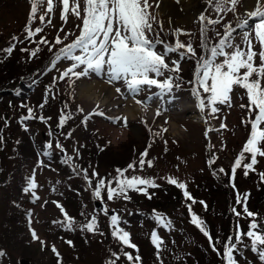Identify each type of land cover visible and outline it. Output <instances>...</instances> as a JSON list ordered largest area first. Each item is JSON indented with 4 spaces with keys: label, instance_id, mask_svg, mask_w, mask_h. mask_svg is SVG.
I'll return each instance as SVG.
<instances>
[{
    "label": "rangeland",
    "instance_id": "374dc122",
    "mask_svg": "<svg viewBox=\"0 0 264 264\" xmlns=\"http://www.w3.org/2000/svg\"><path fill=\"white\" fill-rule=\"evenodd\" d=\"M81 7H83L82 2ZM203 7L202 3L199 11ZM237 7H240L241 13L245 11L243 6ZM252 7L248 9L251 10ZM30 8L29 0H0V88L7 87V85L12 87L19 80L26 78L40 77V79L46 80V84L35 88L26 98L9 96L0 98V138H2L0 139V251L5 253L0 256V264H22L23 260L27 261L26 264H55L57 258L50 253L53 244L61 253L63 264H106V261L112 258L110 254L113 251L121 253V258L117 264H128L120 245L111 235L109 217L113 214L121 217V227L130 232L132 242L139 248L142 264H161V261L157 260L156 249L150 240L153 230L157 231L164 241V250L161 253L162 264H225L223 242L229 236H232L234 240L237 224L246 232L250 222V218L237 217L231 211L234 206L237 207V211H242L241 207L236 205L237 191L242 196L244 193L249 194V210L258 213V219L264 221V182L259 176V173L264 172V158L258 157L255 171H250L247 177H245L242 167L237 169L234 181L235 188L231 186L229 181L232 165L250 132V125L246 126L241 123L242 119L248 117L247 109L240 107L241 104H248L245 91L238 87L235 88L232 93V106L230 108L224 106L223 110L217 114L218 118H210L209 120L207 126L218 128L222 121L227 126L226 129L221 130L222 134L209 133L210 142L215 145L212 151L219 157L210 169L207 164L209 151L206 147L209 140H206L204 136L206 125L198 113L195 100L191 96V85L187 83L193 79L195 60L185 59L181 62L180 75L183 78L181 89L173 92L172 95L177 99L173 100L171 104L167 103L171 97L165 98L164 106L169 110L159 117L156 116L157 107L161 103L159 99H154L146 110L139 106L142 109L141 114H135L130 118L129 115L123 113L125 103L130 99L125 102L118 98L115 92V87L123 88L122 84L109 85L107 83L108 91H113L115 96L109 97L107 101L103 102L94 99L92 96L84 97L80 94L81 84H94L95 81L105 82L103 76L93 75L91 78L77 80L74 85V92L68 90V93L69 96L71 93V95L76 96L77 100L87 104L86 110L92 108V103H96L98 106L104 104L102 106H104L106 115L123 116L127 117L128 120V127L113 125L102 119L93 122L95 127L98 126L103 129L108 135V142L113 143L110 144L112 145L110 148L107 146L104 153L107 155L103 159L98 156L99 169L96 168V170L100 177H115V169L126 168L122 164L134 155L136 148L142 147L143 149L144 147V151L148 147L152 137L144 123L141 122L142 119L154 131H158L161 127L168 129L166 133L162 134V139L156 138L151 148L148 149L147 159H153L154 166L148 168L145 165L143 172L137 171L135 173L156 178V183L159 186L148 189L151 199L143 193L129 191V200L107 201L105 191L102 193L103 205L110 209L106 216L94 207L93 202L97 199L92 196V191L85 182L83 175H77L71 170L72 168L70 169L69 165L61 162L64 157H59V149L53 146L49 150L51 155H44L45 145L49 142L48 138L51 137L50 132L46 133L45 127L49 123L56 125V127L58 124L57 116L50 114V107L55 102L48 96L47 104L40 110L44 117H51V119L47 123L41 122L39 119L26 120V134L37 144L36 154L29 157L30 162L27 165H23L18 155L15 154L16 146H18L16 141L21 135L18 125L21 122L20 118L27 116L28 107L35 111L45 101L48 92L46 86L51 85L53 77L58 76L70 64L69 61L60 62L57 68L47 72L46 69L50 67L49 62L52 59L48 47L40 46L41 51L38 54L40 57L43 54V58L39 59L36 56L29 60L28 53L20 50L21 48L34 49L37 47L36 44L29 41L22 44L18 43L11 55L2 51L10 44L8 39L11 38L12 34H16L14 29L16 31L20 29L18 34L23 35L21 41H24L26 33H21V29L24 30L28 24ZM45 8L46 5L40 9V14H44ZM60 11V9H56L52 14V20L55 17L57 24L53 32L48 33L49 35L46 37L50 42L54 41L58 30L63 26L60 20ZM151 11L153 14L156 12L155 9ZM198 13H195L188 25L195 21ZM214 15L216 14L211 13V18L215 17ZM160 19L165 24L170 25L167 15H158L157 20L160 21ZM256 22L253 19L250 24ZM69 23H71L70 26L64 25V31L59 32L62 38L65 32L74 33V35L68 36V39L64 41L65 44L70 43L76 35H79V29L76 26L81 21L69 14ZM177 23L172 22L171 25ZM20 25L23 26L20 28ZM37 26L43 27L39 23L38 16L32 24V28L35 29ZM216 26L220 27L221 24ZM234 26L235 21L233 22ZM216 30L219 31V28ZM192 42L195 43L194 48L198 55L201 54L200 35L197 34V39L192 40ZM236 42L241 43L239 36L236 37ZM62 46H56L54 51ZM255 50L259 52V45L255 46ZM173 56L172 59L178 58ZM257 62H259L258 57ZM5 81L12 82V84L4 85ZM60 83L57 82L53 89L58 90ZM147 95L148 93H143L138 98L143 100ZM240 97L244 98L241 99ZM116 100L117 102L121 101V103H114ZM90 105L91 107H88ZM116 105L121 106L115 107ZM34 115L38 117L41 114L34 113ZM121 133L123 137L118 139ZM26 134L24 133V135ZM64 134L60 138L63 143L66 141ZM164 140L167 141L168 150L166 153ZM222 141L226 145L224 151H220ZM105 143L107 144L106 139ZM70 144L71 147H65V149L73 154L75 147L71 142ZM110 149H113L114 153ZM88 153L92 159L96 158L97 151L93 144H89ZM40 161L43 162L44 166L40 165ZM32 165L33 167L30 168ZM88 167L83 168H87L90 175V168ZM221 167L225 169L227 175L214 176L213 169ZM59 168L64 171L59 172ZM34 171L38 183L36 191L40 197L36 203L31 202L30 193L25 194L22 191ZM131 174L133 173H128V175ZM168 176L177 177L180 181L186 182L188 191L197 203L192 204L191 201L185 200L182 190L167 183L165 177ZM45 201H47L46 204ZM52 201H58L67 213L79 223H86L87 219L95 214L98 219L99 232L95 235L79 230L67 232L53 224L52 221L63 219V217ZM199 201L206 202L207 211ZM189 204L192 206V211L206 222L205 226L210 231L213 240L219 239L221 242L216 244L219 252L213 250L209 240L191 223ZM153 209L164 214L171 221L170 227L162 228L156 223L153 217ZM29 210L32 212L31 228L37 232L40 240L45 241L44 250H41V244L38 240L32 239L26 216ZM81 212H84V216L80 215ZM101 232L103 235L99 234ZM65 240L73 241L74 248L66 244ZM244 244L248 246H241L239 251L235 253L238 264H264L258 253L251 250L250 242L247 239H245ZM123 251L131 252L133 256L136 255L135 251L130 248H123Z\"/></svg>",
    "mask_w": 264,
    "mask_h": 264
},
{
    "label": "snow or ice",
    "instance_id": "6c2138e0",
    "mask_svg": "<svg viewBox=\"0 0 264 264\" xmlns=\"http://www.w3.org/2000/svg\"><path fill=\"white\" fill-rule=\"evenodd\" d=\"M31 8L29 13L28 24H26L24 32L26 33L24 41L13 35L9 47L3 49L5 53L11 55L15 50L17 43L29 41L37 45L34 49L21 48L22 52L28 53V59L35 58L41 51L40 45L48 47V51L52 54L50 67L47 72L57 68L58 64L63 61H69V66L61 71L58 76L53 77L52 84L46 86V90L51 92L58 81H66L69 88H74L75 82L84 78H91L93 75L103 76L105 82L109 85L122 84V87H115V92L118 98L125 102L132 99L134 103L141 106L145 110L151 105L154 99L161 101L157 107L156 116L159 117L169 108L165 107V98L171 97L167 101L171 104L177 97L173 96L175 90L181 89L183 78L180 75V65L185 59L195 60V71L193 79L187 83L191 85L190 92L192 98L196 102V108L201 118L206 125L204 136L209 140L207 149L209 157L207 160L208 167L212 166L218 160V155L212 151L215 147L210 142L209 133H220L226 129V124L222 121L218 128L207 126L209 120L218 118L224 106H232V93L235 88L243 89L246 93L248 104H241L242 109H247L248 117L242 119L241 123L250 125L249 137L246 140L240 153L237 155L232 168L231 176L229 177L230 184L235 188V175L237 169L243 168L244 175L247 177L250 171H255V166L258 164V157L264 158V0H254L251 10L248 9L244 0H202L204 7L195 17V22L201 24L200 28V50L198 55L193 46L191 39L187 43L182 42L180 36H191L192 34L180 27L172 28L167 35L174 37L172 41H166L162 38L165 34L163 22L157 20L160 14L159 9L162 0H29ZM81 2L83 7H81ZM180 11H183L182 0H174ZM44 14H40V9L44 8ZM61 7L60 20L62 25H66L69 20V14L81 21L76 27L79 29V35L70 42L65 44L69 35H74L72 32H65L63 38L59 32L64 31L62 26L54 39L48 41L45 36H39L44 27L52 24V14L55 7ZM237 6H243L245 11L237 13ZM155 9L153 14L151 11ZM232 13L235 17V26L229 22L223 25V33L216 30V25L221 24L222 20L228 13ZM211 13L216 14V18H211ZM39 18L41 26L32 28V24ZM255 19V24H250V21ZM169 24H172V18H169ZM154 25H156L154 27ZM212 33L216 40L214 43H209L212 40ZM239 36L241 43L236 42V37ZM259 45V52L255 50V45ZM59 47L58 50L56 46ZM175 55L178 58L172 59ZM259 58L257 65L256 59ZM155 89V91H153ZM143 93H148L145 99L141 100L138 97ZM58 95V92H57ZM71 95V93H70ZM53 99L56 95L52 96ZM243 99L244 97H240ZM47 104V97L44 103L39 105L42 110ZM116 105L115 107H120ZM98 107V106H97ZM68 109V104H64V109L61 110L58 118V128H63L65 124L74 118V115ZM77 112L82 113L83 108L78 107ZM94 116H101L107 119L113 125L128 127L127 117H107L103 110H93L84 116L81 124L87 130V125ZM39 119L41 122L47 123L51 117L43 115L36 116L31 107H28L27 116L20 118L21 123L25 120ZM150 133L152 139L148 147L139 154L138 162L133 160L126 168H116L115 177H100L99 173L92 170L89 175L87 168L80 167L73 163V157L65 156L61 161L69 165L72 171L77 175H83L85 182L92 191V196L99 200L102 204L100 211L104 215H108L110 209L104 207L102 193L106 191L107 201L116 199L129 200V191L143 193L151 199L148 192L149 188H156L159 185L156 183V178L147 177L135 174L137 171L143 172L145 165L148 168L154 166L153 159H147L148 149L156 138L162 139V134L168 129L161 127L158 131H154L145 120H141ZM167 123V121H165ZM27 131V128H25ZM49 135H52L50 132ZM72 132L65 134V138H71ZM2 139V138H0ZM165 144V153L167 152V141ZM175 143V141H174ZM110 144V142H109ZM225 142L222 141L220 151L225 150ZM53 144L49 141L45 145L44 155H51ZM55 148L61 153H65L63 145L57 140ZM98 151H105L106 146L97 145ZM78 157V149H76ZM247 154V155H246ZM250 157V159H249ZM177 159H180L177 157ZM247 160V162H245ZM41 166L43 162H39ZM138 163V166H137ZM131 172L133 174L128 175ZM227 175L224 168L213 169V175ZM260 179L264 182V172L259 173ZM167 183L174 185L182 190L185 200L191 201L192 204L197 203L195 198L188 191L187 183L180 181L177 177H165ZM94 183V187H93ZM38 183L33 175L28 178L26 186L22 189L25 194L31 196V202L36 203L40 197L37 195ZM248 193L243 196L237 191L236 205L240 206L242 211H237V207H233L231 211L237 216L250 218L248 230L244 232L239 224L236 226L235 237L229 236L223 242V259L225 264H238L235 253L240 247H247L244 244L245 239L250 242L251 250L257 252L259 258L264 261V221L258 219L259 214L249 210ZM47 201H45V204ZM62 213L63 219L52 221L64 231L73 232L79 230L95 235L99 232L98 219L95 214L87 219L86 223H79L76 219L70 216L64 207L58 201H52ZM207 211V204L204 201H199ZM188 210L191 216V223L195 225L199 231L209 240L214 251L219 252L216 244L221 243L219 239L213 240L210 231L207 229L206 222L192 211L191 204L188 205ZM84 216V212H81ZM29 229L32 239L39 241L41 250H44L45 241L40 240L37 232L31 228L32 212L29 210L26 213ZM153 217L156 223L162 228H168L171 221L162 213H158L153 209ZM111 235L121 247L124 258L128 264H142V257L139 255L138 246L132 242L130 232L121 227V217L113 214L109 217ZM103 235V233H99ZM63 239V237H61ZM150 240L156 249L157 260L161 261V253L164 250V241L159 236L158 232L153 230ZM66 244L74 248L73 241L65 240ZM123 248H130L135 251L133 256L131 252L123 251ZM51 251L57 258V264H63L61 253L53 244ZM5 253L0 251V256ZM110 259L106 264H117L121 258V253L111 252ZM114 258V259H113Z\"/></svg>",
    "mask_w": 264,
    "mask_h": 264
},
{
    "label": "trees",
    "instance_id": "16d2710c",
    "mask_svg": "<svg viewBox=\"0 0 264 264\" xmlns=\"http://www.w3.org/2000/svg\"><path fill=\"white\" fill-rule=\"evenodd\" d=\"M19 31H20V29H19ZM18 36H19V34H18ZM60 36L62 38V35H60ZM169 38H171V37H169ZM9 45L7 47H9ZM37 58H39V59L43 58V54L41 55V57H40L39 54H37ZM41 83H46V80L41 79ZM6 84H12V82L10 83L8 81H5L4 82V85H6ZM57 92H59V89L58 90L52 89V91L48 93L49 99L54 100L52 98L53 95H56V98L59 97V95H57ZM8 96L9 97H12V98H26L27 97V96L26 97L14 96V95H11V94H9V95H3L1 97H8ZM58 99L60 100L61 98L59 97ZM50 111H51L50 114L52 116H57V119H58L59 110L51 106L50 107ZM34 113H38V114L43 115V113L40 110V107L39 106L36 108V110L34 111ZM75 118L76 117H74L73 119H75ZM73 119L70 120V121H68L65 124V127L62 128V129H59V130H58V127H56V125H51L49 123L45 127L46 129L47 128H50L51 129L50 132L52 133L51 137L48 138V141H51L52 144L54 145L57 142V140L62 141V140H60L62 134L71 131L72 132L71 138H67V139L65 138L66 141L64 143L62 142V144L66 148H70L71 147L70 142H71L73 144V147H75V151L71 155L66 150V152L64 154L63 153H60L59 154V157H61V158H63V157L65 158V156H71V157H73V163L74 164H77V165L81 164V165H79L81 167L89 166L88 168H90V175H91V172H92L93 169H95V171H97L96 168L99 169L98 168V163H99L98 162V156H99V158L101 156V158L103 159V157L105 155H107V153L104 154L105 151L107 150V146L109 148L111 147L110 145H108V144L105 143V139H106V141L108 143L109 137L103 131V129L99 128L98 126L95 127L93 125L94 124L93 122L98 121L97 120L98 118H94L93 117V119L88 122L87 130L81 124V120L80 119H77L75 121H73ZM18 125H19V130L21 131V135H20L18 141H16V143H17L18 146H16L17 147V151L15 152V154H16V156L18 155V157L22 161V164L23 165L24 164L27 165L30 162L29 157L31 155L36 154L35 149L37 148V144L26 134V130H25V128L27 127L26 120L23 121V123L20 122ZM76 131H77V133H76ZM24 133L26 135H24ZM69 140H70V142H68ZM89 144H93L96 147L97 155H96V158L95 159H92L90 157V154L89 153L87 154L88 149H89ZM97 145H100L102 147L103 146H106L105 151H103V152L98 151ZM76 149H78V157H77ZM141 149H142V147L141 148H138V149L136 148L135 149V152H134V155L137 154V153H139L141 151ZM112 150L110 149V151H112ZM112 153H114V152L112 151ZM112 155H114V154H112ZM106 159H109V157H106ZM130 159H127L124 162V164H122V165H125L128 162V160H130ZM82 163H84V164H82ZM62 166H64V165H62ZM32 167H33V165L30 168H32ZM70 169H71V167H70ZM58 171L60 172V171H64V170L62 168H59ZM3 180H5V179H3ZM50 253L53 254L52 251H50ZM53 256H54V254H53ZM55 264H57V261L56 260H55Z\"/></svg>",
    "mask_w": 264,
    "mask_h": 264
},
{
    "label": "bare ground",
    "instance_id": "6f19581e",
    "mask_svg": "<svg viewBox=\"0 0 264 264\" xmlns=\"http://www.w3.org/2000/svg\"><path fill=\"white\" fill-rule=\"evenodd\" d=\"M152 0H150L151 2ZM244 3L247 4V7L250 8L253 6L254 0H244ZM202 6V0H182V7H183V11H180V9L178 8V6L174 3V0H162L160 9H159V15H167L169 18H172V22L177 23L176 25H167L165 24L162 19L161 21L163 22V26L165 27V34H167L168 32L171 31L172 28H176V27H180L182 29H184L185 31L191 33L192 35L189 36H180L179 39H183V41L185 43H187V41L189 39L194 40L197 39V22H192L191 24L188 25V23L190 22L191 18L193 16H195V13L199 12L200 7ZM56 9H59V7H57ZM55 9V10H56ZM240 11V8L237 7V13ZM162 13H166V14H162ZM239 14V13H238ZM225 21L224 23H229L232 22L235 17L233 16L232 13H228L225 17H224ZM26 22V21H25ZM57 24L56 18L54 17L52 20V24L47 26V31L48 33H52L55 26ZM181 24V25H179ZM156 25H154L155 27ZM163 35V34H162ZM211 42V40H210ZM195 43H193L194 46ZM258 44H256L255 46H257ZM259 63V62H257ZM108 85L106 82L104 81H95L94 84H88V83H83L80 85V94L83 95L84 97H93L94 99L96 98L98 101H107L109 97H113L115 96L114 92L109 90L108 91ZM106 93V94H105ZM105 94V96H104ZM104 96V97H103ZM89 102V101H87ZM114 103H121L114 101ZM104 104H101V106H98L99 108H104V106H102ZM125 109L123 111L124 115H129L130 118H132L135 114H141V108L136 105L134 103V101L132 99H130V101L125 103ZM87 104L83 103L82 101H76L74 102V104H71V108H78V107H82L83 111L86 110ZM88 107H91L88 106ZM111 117H116V115L111 116ZM77 133V131H76ZM122 133L120 134L118 139H121L122 137ZM77 138V137H76ZM78 139V138H77ZM76 139V140H77ZM110 144H113L110 142ZM109 144V145H110ZM112 146V145H110ZM132 161H129V163H131Z\"/></svg>",
    "mask_w": 264,
    "mask_h": 264
},
{
    "label": "water",
    "instance_id": "95a60500",
    "mask_svg": "<svg viewBox=\"0 0 264 264\" xmlns=\"http://www.w3.org/2000/svg\"><path fill=\"white\" fill-rule=\"evenodd\" d=\"M5 92H10V89L0 90V93H5ZM94 204H95V206H96L97 208L101 209V207H102V204H101V203H99V202L96 201ZM22 262H23L24 264H26L25 261H22Z\"/></svg>",
    "mask_w": 264,
    "mask_h": 264
}]
</instances>
